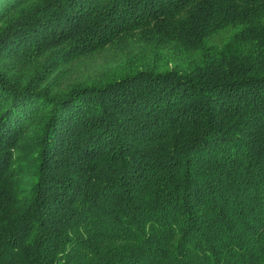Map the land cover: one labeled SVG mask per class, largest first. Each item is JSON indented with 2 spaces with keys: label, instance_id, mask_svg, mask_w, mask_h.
I'll use <instances>...</instances> for the list:
<instances>
[{
  "label": "trees",
  "instance_id": "1",
  "mask_svg": "<svg viewBox=\"0 0 264 264\" xmlns=\"http://www.w3.org/2000/svg\"><path fill=\"white\" fill-rule=\"evenodd\" d=\"M0 264H264V0H0Z\"/></svg>",
  "mask_w": 264,
  "mask_h": 264
},
{
  "label": "rangeland",
  "instance_id": "2",
  "mask_svg": "<svg viewBox=\"0 0 264 264\" xmlns=\"http://www.w3.org/2000/svg\"><path fill=\"white\" fill-rule=\"evenodd\" d=\"M102 61H103V58H102V57H97V58H96V62H97L98 64H101ZM84 71L87 72V70L84 69L83 66H81V72H84ZM75 75H78V73H75Z\"/></svg>",
  "mask_w": 264,
  "mask_h": 264
}]
</instances>
